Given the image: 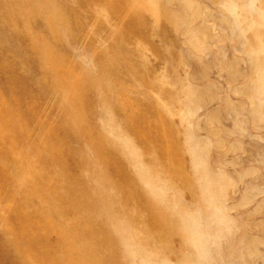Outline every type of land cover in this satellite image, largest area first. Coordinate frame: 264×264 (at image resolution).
<instances>
[{
  "label": "rangeland",
  "instance_id": "rangeland-1",
  "mask_svg": "<svg viewBox=\"0 0 264 264\" xmlns=\"http://www.w3.org/2000/svg\"><path fill=\"white\" fill-rule=\"evenodd\" d=\"M0 264H264V0H0Z\"/></svg>",
  "mask_w": 264,
  "mask_h": 264
}]
</instances>
